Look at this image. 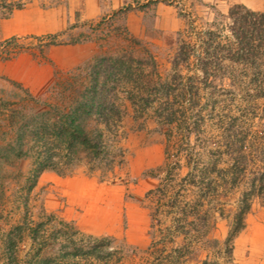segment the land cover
I'll return each mask as SVG.
<instances>
[{
    "label": "trees",
    "instance_id": "trees-1",
    "mask_svg": "<svg viewBox=\"0 0 264 264\" xmlns=\"http://www.w3.org/2000/svg\"><path fill=\"white\" fill-rule=\"evenodd\" d=\"M22 1L0 0V17L21 9ZM179 16L186 25L178 33L167 77H162L149 50H144L143 59L134 56L136 47H142L138 40L114 34L129 44L130 51L97 58L86 86L72 92V106L59 108L40 102L15 83H11L15 91L0 90V168L12 159L31 160L27 195L45 171L68 174L82 166L90 173L110 172L118 163L114 145L122 134L120 127L129 107L132 119L142 122L140 127L148 121L158 127L166 151L158 169L165 177L147 194L153 205V232L150 252L143 263L219 264L208 257H191L204 245L213 249L217 246L216 241L204 244L203 239L209 227V212L219 203L220 191L224 189L227 198L240 189L233 209L217 210L220 217L230 221L223 250L217 254L229 260L234 240L245 228L252 201L264 200V13L235 6L227 14L214 13L205 23L192 13L180 12ZM87 25L92 27V34L97 31ZM17 43L15 38L0 42V50L18 47ZM53 45L51 42L46 46ZM203 92L212 97L224 96V103L230 107L236 102L243 105L237 115L224 112V122L217 117L223 127L214 139H199L196 131L205 119ZM216 104L214 101L208 105L210 111H215ZM193 132L197 138L191 143ZM23 207L26 213L22 222L6 238L8 264H19L17 249L24 238L35 252L34 264H117L135 255L125 244L116 245L110 237L81 235L71 223L52 221V216L46 220L49 218L53 224L33 222L28 217L27 203ZM159 218L169 224L163 227ZM156 234L159 241L154 240ZM49 246H56L54 258H41Z\"/></svg>",
    "mask_w": 264,
    "mask_h": 264
},
{
    "label": "rangeland",
    "instance_id": "rangeland-1",
    "mask_svg": "<svg viewBox=\"0 0 264 264\" xmlns=\"http://www.w3.org/2000/svg\"><path fill=\"white\" fill-rule=\"evenodd\" d=\"M21 3L24 4L21 9L0 17V42L11 38L18 42V47L7 48L5 52L0 50V90L15 91L11 85L15 83L36 100L59 108L74 104L72 92L86 86L90 68L97 58L130 51L129 44L121 39L125 35L142 44L136 47L134 56L143 59L144 50H149L156 58L162 77H167L171 73L170 61L178 33L186 25L180 12L192 13L200 23L210 22L214 13L227 14L235 6L264 13V0H64L53 5L50 0H23ZM85 24H91L97 31L92 34V27ZM87 37L91 40H86ZM51 42L55 45L47 47ZM83 44L88 46L63 49ZM201 96V104L206 107L205 119L196 128L197 136L202 140L214 139L223 127L217 117H222L224 122V112L237 115L243 105L236 102L230 107L220 94L212 97L203 92ZM208 97L210 101H206ZM214 101L217 104L213 112L208 105ZM132 117L128 107L120 127L122 134L114 145L118 163L110 172L90 173L82 166L68 174L45 171L27 195L32 161L12 159L3 163L0 168V264H8L6 238L22 222L25 203L33 222L50 223L51 220L46 219L52 216V221L71 223L81 235L110 237L116 245L125 244L134 250L135 255L117 264H144L153 232L150 228L153 205L147 194L158 188L165 177L158 169L165 161L166 151L158 127L151 121L140 127L142 122ZM253 125L255 130L257 121ZM194 134L196 132L190 136L191 143L197 138ZM223 190L216 208L209 212V227L203 239L204 244L214 240L217 246L214 249L209 244L201 246L191 258L208 257L210 262L219 264H264V200L252 201L245 216V228L234 240L230 260L217 254L222 252L230 230L229 219L220 217L217 210L233 209L240 193V189L234 190L224 198ZM224 213L229 216L228 211ZM159 219L163 227L169 224L168 220ZM156 224L159 226V222ZM155 237L154 240L159 241L158 234ZM31 249L30 242L24 238L17 249L19 264L36 262ZM55 253L56 246H49L41 253V258H54Z\"/></svg>",
    "mask_w": 264,
    "mask_h": 264
},
{
    "label": "crops",
    "instance_id": "crops-1",
    "mask_svg": "<svg viewBox=\"0 0 264 264\" xmlns=\"http://www.w3.org/2000/svg\"><path fill=\"white\" fill-rule=\"evenodd\" d=\"M87 46H88L87 44H83V45H75V46H66V47H64L63 49H71V48L78 49V48L87 47ZM91 47H92V46H91ZM91 47H90V48H91ZM24 59H27V58H24ZM28 61H29V59H28ZM82 61H84V60H82ZM82 61L78 62L77 65L80 64ZM50 80H51V74H50Z\"/></svg>",
    "mask_w": 264,
    "mask_h": 264
}]
</instances>
